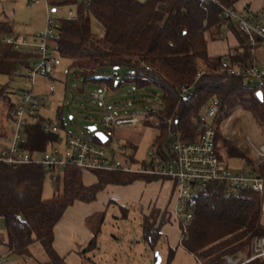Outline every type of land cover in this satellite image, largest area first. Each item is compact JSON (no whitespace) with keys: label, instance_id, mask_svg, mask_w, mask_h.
I'll list each match as a JSON object with an SVG mask.
<instances>
[{"label":"trees","instance_id":"trees-1","mask_svg":"<svg viewBox=\"0 0 264 264\" xmlns=\"http://www.w3.org/2000/svg\"><path fill=\"white\" fill-rule=\"evenodd\" d=\"M220 1L227 6L234 5L232 0ZM69 3L77 4L78 0H49L54 7ZM78 6L76 21L60 22L58 35L52 41L53 49L69 63L67 74L73 71L75 78L83 79L85 84L105 81L115 87L112 79L100 76L110 71L118 75L124 70L128 76L124 82L135 84L141 90H159L162 102L154 116L157 120L145 123L159 131L154 146L167 147L172 133L186 141H196L200 134V113L212 100L220 104L216 119L223 120L241 110L264 128V98L258 99L256 89L245 78L219 73L226 56H209L206 34L219 33L225 23L222 10L216 4L204 0H92L89 6L85 3ZM93 19L102 26V35L92 31ZM230 29L240 43L236 49L238 55L230 58L231 64L254 61L256 56L252 55L245 36L235 25H230ZM14 34L12 23L0 21V75L11 77L21 67L31 69L32 59L37 58L2 42L5 35ZM200 69L205 72L201 77ZM123 81L116 87L123 85ZM184 87L193 89L187 99L180 98ZM1 101L9 102L4 91L0 92ZM9 105V109L14 107ZM36 119L28 125L22 143L23 149L30 152L45 150L60 136L62 129L59 125L60 133L45 132L43 118L39 115ZM216 132L220 160L223 157L246 159L253 165L236 140L222 136L219 130ZM91 137L101 144L93 133ZM84 172L67 167L52 180L49 172L36 165L12 168L0 164V218L5 223L6 247L10 253L31 257V247L40 244L50 264H65L66 257L56 248V228L72 206L96 201L110 186H127L140 179L161 180L104 172H91L94 178L87 180ZM48 176L54 185V195L44 199ZM196 206L186 243L192 253L206 248V252L213 251V243L225 239L220 229L228 231L229 236L242 235L248 243L264 236V213L258 194L252 191L241 190L227 196L222 186L210 184L199 193ZM170 222L155 212L143 215V240L154 247ZM96 240L95 235L90 246H95ZM170 252L173 256L176 250L170 247ZM251 264H264V259Z\"/></svg>","mask_w":264,"mask_h":264},{"label":"rangeland","instance_id":"rangeland-1","mask_svg":"<svg viewBox=\"0 0 264 264\" xmlns=\"http://www.w3.org/2000/svg\"><path fill=\"white\" fill-rule=\"evenodd\" d=\"M85 1L88 0H78L77 4L69 3L54 7L46 0H39V4L35 0H19L15 5L20 18L31 23L26 26V32L46 30L49 11L54 18L52 29L57 36L60 22L70 20L71 11L77 16L78 4ZM244 1H251L253 10L264 8V0ZM234 2L243 4L237 0ZM91 27L95 34H103V28L96 20H92ZM219 36L223 37V34L218 36L214 34L216 39ZM220 45L219 49L225 48V44ZM212 51L214 53L215 49ZM258 51L259 64L264 66L262 56L264 49L259 48ZM36 61L37 58H33L32 64ZM62 63L63 66L58 69V75L54 80L37 77L35 82L33 94L36 96H46L52 85L55 89V94L48 97L51 105L47 108L42 107L39 111L43 121L61 125L62 135L71 133L90 137L92 133L88 131L89 127L96 126L98 131H104L101 121L107 110L121 114H137L143 120L142 126L121 128L116 131L118 140L116 154L120 158L126 154L129 156L134 154L140 162L149 161V154L159 131L149 124L145 125L146 121L156 122L157 119L148 117L149 120H145L144 114L151 108L155 111L161 109L162 93L157 89L141 90L135 84L124 82V78H128L124 70L118 75L110 71L100 76L102 79H112L115 87L105 81L102 84L99 82L85 84L83 79L75 78L73 71L67 74L66 69L69 67L67 61L62 60ZM19 70L24 75L29 72V68L21 67ZM18 71L11 77L0 75V92L4 91L9 98V102H0V133L2 134L0 148L9 146V138L12 135L13 121L9 119V104H20L23 92L32 90V85L28 84ZM121 81L124 84L117 88L116 84ZM103 86L108 88L104 102L93 97L95 93L103 92ZM210 123L220 131L222 136L236 140L253 165L264 163V159L258 157L252 146L253 144L257 147L264 143V128L258 125L250 114L236 110L225 119L210 120ZM246 137H250L252 144L247 142ZM169 145L170 143L165 148L167 149ZM221 161L234 171H247L253 168L246 159L223 157ZM84 173L88 177L87 180H93V173L87 171ZM53 195L54 185L48 176L43 197L51 199ZM174 202L175 191L170 181L149 182L140 179L127 186L107 187L92 203H76L67 211L56 228L59 239L65 244V247H62L64 249L62 256H66L65 264H154L155 253L160 255L159 264H231L229 258L244 261L246 256L252 255L253 239L248 243L242 235L229 236L228 231L221 232V229L219 233H224L225 239L213 243V251L206 252L207 248L195 253L188 251L186 247L188 237H181L179 224L172 216ZM151 212H155L156 216L164 215L171 221L163 228V236L154 247L143 240L142 229L143 215ZM5 232L3 221L0 234ZM95 235L97 236L96 245L90 246ZM170 247L176 250L173 256ZM0 248V253L8 257V261L4 264H50L40 244H34L31 247L32 255L27 258L10 253L2 244Z\"/></svg>","mask_w":264,"mask_h":264},{"label":"built area","instance_id":"built-area-1","mask_svg":"<svg viewBox=\"0 0 264 264\" xmlns=\"http://www.w3.org/2000/svg\"><path fill=\"white\" fill-rule=\"evenodd\" d=\"M92 0L84 3L89 6ZM212 2L222 10L224 26L235 25L247 39L251 47L254 61L245 64H231L230 58L236 57L238 52L231 50L225 59L219 73L229 76L243 77L248 85L261 92L264 98V66L259 64L257 52L264 49V14L258 12L243 13L235 5L227 6L220 0H204ZM49 4V0H46ZM72 21L78 19L71 11ZM54 18L48 13V28L30 37L27 35H5L2 42L15 51L30 52L37 57L36 63L27 74L20 70L18 74L23 76L32 90L24 91L20 104L10 109L9 119L13 121L12 135L9 138V146L0 148V164L18 168L24 165H36L52 176H55L67 167H76L87 172L121 173L124 175L141 178H158L168 180L173 184L176 205L172 216L178 222L181 229V237H188V230L194 220L196 201L199 193L210 184L222 186L227 196L241 191L249 190L259 195L261 207L264 213V163L255 164L251 170L234 171L226 167L217 155V132L210 120L217 118L220 112V104L217 100L210 101L200 113V134L196 141L189 142L178 134H171V142L166 149L153 146L149 161L140 162L133 155H125L123 158L116 154V131L121 128H138L143 120L137 114H121L107 110L101 121L104 127L103 133L107 137L106 143H97L90 136L75 134L62 135L60 126L52 123H44L45 132L60 133V136L50 142L45 150L30 152L23 149L22 143L26 136L27 127L38 116L42 107L51 105L49 96L55 94L54 86L44 97L33 94L37 77L54 80L57 71L63 66L62 58L58 56L52 47L55 37L52 25ZM230 29V28H229ZM200 69L199 77L204 74ZM108 91L103 86L102 93H95L94 99L105 101V93ZM193 94V89L184 87L180 98L187 99ZM158 111L151 108L146 111L145 120L153 119ZM171 124L172 121H169ZM94 134V133H93ZM251 143L250 137H246ZM259 158L264 159V143L255 146ZM253 253L246 256L244 261L229 258L231 264H251L259 259H264V236L255 237L252 240ZM8 261L5 254L0 253V264Z\"/></svg>","mask_w":264,"mask_h":264},{"label":"crops","instance_id":"crops-1","mask_svg":"<svg viewBox=\"0 0 264 264\" xmlns=\"http://www.w3.org/2000/svg\"><path fill=\"white\" fill-rule=\"evenodd\" d=\"M35 1H36V3L39 4V0H35ZM232 1L234 2V0H232ZM237 1L243 2L244 0H237ZM16 2H19V0H0V21L12 23L14 25L15 34H17V35H27V36L32 37V36L38 34L39 32H35L36 30L33 32H26L27 31L26 26L30 25L31 23L29 24V23H27L26 20H22V18H20V16L17 13L16 5H15ZM234 5L236 7H238L243 13L258 12V13L264 14V8L260 9V10L259 9H257V10L252 9L251 1H246V2L244 1L243 4H241V3L239 4L237 2H234ZM48 13H49V11H48ZM229 28L230 27L222 26L220 28L219 33L218 32L217 33L220 35L223 34V37L219 36L217 39L214 38L213 33H212L213 35L209 32L206 34V38L208 40V53H209V56L211 58L227 56L231 50L236 51V49L239 47L240 43H239L238 38L235 36L234 32H232L231 29H229ZM217 33H215V35L218 36ZM220 42H224V43H220ZM220 44H225V48L223 47L222 49H219L221 47ZM212 49H215L214 53H212L213 52ZM258 54H259V51L257 52V55ZM262 56L264 57L263 54H262ZM57 75H58V73H57ZM171 185L173 188L172 183H171ZM175 205H176V200L174 202L173 208L175 207ZM2 224H3V220L0 218V227H2ZM6 243H7V233L5 232L4 234H0V244L6 246ZM62 247H65V244H63L62 240L59 239V237L57 235V231H56V248L58 249V251L60 252L61 255L64 254V252H62L64 250V249H62ZM0 251H1V248H0ZM64 257H66V256H64Z\"/></svg>","mask_w":264,"mask_h":264},{"label":"water","instance_id":"water-1","mask_svg":"<svg viewBox=\"0 0 264 264\" xmlns=\"http://www.w3.org/2000/svg\"><path fill=\"white\" fill-rule=\"evenodd\" d=\"M117 71V68H116ZM258 99L263 101V95L261 92L257 93ZM88 131L94 133V135L99 139L101 143H106L108 141L107 137L102 131H98L96 126H92L88 128ZM161 262V258L159 253H155L154 255V264H159Z\"/></svg>","mask_w":264,"mask_h":264}]
</instances>
